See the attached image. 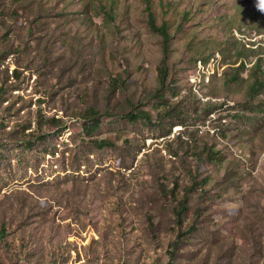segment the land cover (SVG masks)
Returning <instances> with one entry per match:
<instances>
[{"label": "rangeland", "instance_id": "obj_1", "mask_svg": "<svg viewBox=\"0 0 264 264\" xmlns=\"http://www.w3.org/2000/svg\"><path fill=\"white\" fill-rule=\"evenodd\" d=\"M212 1L151 0L164 61L146 0H0V264H264V10ZM175 182L193 188L181 240Z\"/></svg>", "mask_w": 264, "mask_h": 264}, {"label": "trees", "instance_id": "obj_2", "mask_svg": "<svg viewBox=\"0 0 264 264\" xmlns=\"http://www.w3.org/2000/svg\"><path fill=\"white\" fill-rule=\"evenodd\" d=\"M213 1L212 0H208V2L205 4V8L207 6H209ZM164 0H161L160 5H162V7L165 5L164 4ZM177 4H171V3H167L166 4V9H173L176 13L177 10L175 8ZM169 9V10H171ZM145 11L147 12L148 15V24L149 27L156 33H158L161 38H162V46H163V52H164V61H166L169 58V53H170V49H171V34L169 31V23H163L162 25H158L157 24V18L155 16V13L153 12L152 9V3L151 0H146V7H145ZM110 17H113L114 14V8H110L109 12H108ZM189 14H192V11H185L183 14V17H187L189 16ZM184 18V19H187ZM187 21V20H186ZM184 21V24L185 22ZM2 22V16L0 13V24ZM180 25H183L182 23ZM259 47V46H258ZM257 47V48H258ZM244 49V46L239 47L238 48V56H242L243 52L242 50ZM1 58V56H0ZM261 58H259V56H257V60L254 63V65L252 66L253 70H252V81H251V85H250V93L251 94H256L258 92V89H261L264 87V70H262L261 68ZM246 67V64L241 62V64L237 67L239 70H244ZM15 75L17 77H19L20 73L18 70L15 71ZM166 75H167V68L165 66L160 68V76H161V81L162 83H164L165 79H166ZM237 77L238 74H236L235 76H233V78H230V82H236L237 81ZM4 90L0 89V98L2 97V94H4ZM86 122L83 125V131L85 132V134L87 136H92L95 132H97L100 129L101 126V121H100V112L97 111L94 108H88L84 114ZM141 118H145V119H149L150 116L148 113L140 111L136 114H130V120L132 122H137L139 119ZM64 124L63 120L60 118H55V117H48V118H39V128L42 129V127L44 126H48L49 129L54 130L56 129L55 127L60 128V125L62 126ZM30 126H26L23 129V132L25 134V132L27 130H29ZM64 127V126H63ZM62 127V128H63ZM29 135V134H28ZM91 142L93 144H95L97 146V148L99 149H103L106 147H111L113 145V143L109 140L106 139H102V140H98V139H92ZM180 186L178 182L173 183V187L171 189L168 188V186L166 184H160V192L161 194L167 199L170 200L172 202L175 203V207H174V214L176 217V224L177 227L179 229V233H178V239L181 240L182 238L186 237L188 234L192 233L195 230L194 225L190 226V228L188 230H186L184 228V219L185 216L188 214L189 210H190V197H191V193L193 191V188L191 187H185L184 190L182 191V193H180ZM148 226L150 228L151 231H154L156 224L154 222V217L152 214L148 215ZM3 233H5V229H3ZM5 237V234H2V238ZM173 252H171V256H174L175 250H176V246L173 245L172 246Z\"/></svg>", "mask_w": 264, "mask_h": 264}, {"label": "clouds", "instance_id": "obj_3", "mask_svg": "<svg viewBox=\"0 0 264 264\" xmlns=\"http://www.w3.org/2000/svg\"><path fill=\"white\" fill-rule=\"evenodd\" d=\"M261 9L264 10V0L261 2Z\"/></svg>", "mask_w": 264, "mask_h": 264}, {"label": "built area", "instance_id": "obj_4", "mask_svg": "<svg viewBox=\"0 0 264 264\" xmlns=\"http://www.w3.org/2000/svg\"><path fill=\"white\" fill-rule=\"evenodd\" d=\"M175 131H178V132H180L181 130H179V129H177V128H176V129H175Z\"/></svg>", "mask_w": 264, "mask_h": 264}]
</instances>
